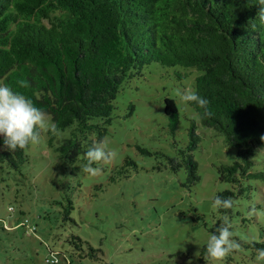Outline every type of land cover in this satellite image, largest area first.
<instances>
[{
	"label": "trees",
	"instance_id": "obj_1",
	"mask_svg": "<svg viewBox=\"0 0 264 264\" xmlns=\"http://www.w3.org/2000/svg\"><path fill=\"white\" fill-rule=\"evenodd\" d=\"M258 11L257 0H0V83L29 96L57 123L62 134L44 138L66 177L76 175L88 147L107 133L122 91L129 93L123 109L128 117L139 105L132 100L141 93L138 83H149L151 73L174 74L178 87L192 86L209 101L211 116L193 119L194 106L164 90L158 117L174 146L169 168L183 169L188 187L196 183L195 156L209 129L235 150L230 161L216 165L218 181L228 188L213 198L251 201L257 182L264 183V169L257 166L264 155L258 152L264 147V22ZM20 80L29 87L21 88ZM135 147L141 154L162 156ZM29 158L25 150H3L0 138V163L19 172ZM250 203L264 211V203ZM237 206L214 209L208 231H215L227 213L241 249L255 259V248L264 247V214L248 225ZM24 220L14 227L1 220L0 228L27 227ZM254 235L259 240L247 239ZM206 254L205 243L199 259L207 261ZM62 256L63 264H70ZM44 264L59 263L50 257Z\"/></svg>",
	"mask_w": 264,
	"mask_h": 264
},
{
	"label": "rangeland",
	"instance_id": "obj_2",
	"mask_svg": "<svg viewBox=\"0 0 264 264\" xmlns=\"http://www.w3.org/2000/svg\"><path fill=\"white\" fill-rule=\"evenodd\" d=\"M147 79L149 83L137 84L141 93L132 100L139 105L128 117H123L128 89L117 97L119 113L103 136L116 156L110 164L95 165L104 169L102 175L92 177L77 169L75 176L64 177L44 136L25 149L29 163L19 172L0 163V226L4 221L14 227L26 219L27 227L35 229L0 228V264H44L50 257L63 264L62 254L70 264H215L199 258L212 222V198L228 188L218 181L216 165L230 161L235 150L205 129L203 149L195 156L199 180L188 187L185 171L169 168L167 156L174 146L158 117L164 90L174 95L180 81L174 74L162 78L151 73ZM135 144L162 156L141 154ZM259 159L257 166L264 169V155ZM257 185L248 195L264 203V183ZM251 201H235L239 218L248 225L264 214L256 207L257 214L250 216L249 206H255ZM250 253L242 248L221 264H258Z\"/></svg>",
	"mask_w": 264,
	"mask_h": 264
},
{
	"label": "clouds",
	"instance_id": "obj_3",
	"mask_svg": "<svg viewBox=\"0 0 264 264\" xmlns=\"http://www.w3.org/2000/svg\"><path fill=\"white\" fill-rule=\"evenodd\" d=\"M259 11L257 17L264 22V0H257ZM254 26V25H253ZM21 88H28L25 80L18 81ZM174 95L182 104L194 106L193 119L202 120L211 116L208 110L209 101L202 97L192 86L175 87ZM201 109L202 111H196ZM51 133L54 136L62 134L57 123L43 108L38 107L34 101L23 92L14 90L11 86L0 83V138L2 148L9 152L25 150L30 144L41 143L43 136ZM264 142V136H261ZM227 151V149H226ZM264 152V148L258 150ZM116 156V152L109 150L107 138H101L93 142L85 153V163L81 171L96 177L103 174L104 169L94 165L110 164ZM235 200L231 196L216 195L212 201V207L229 210L235 206ZM258 209L253 206L249 215L257 214ZM241 249L240 242L234 237L230 217L227 213L222 216V222L218 223L215 231L208 233L206 241V253L215 264H221L228 256ZM255 259L264 261V247L255 248Z\"/></svg>",
	"mask_w": 264,
	"mask_h": 264
}]
</instances>
